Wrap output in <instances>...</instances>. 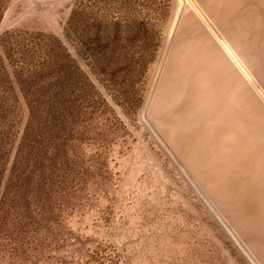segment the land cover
I'll list each match as a JSON object with an SVG mask.
<instances>
[{"label": "rangeland", "instance_id": "1", "mask_svg": "<svg viewBox=\"0 0 264 264\" xmlns=\"http://www.w3.org/2000/svg\"><path fill=\"white\" fill-rule=\"evenodd\" d=\"M81 1L0 0V264H264V0Z\"/></svg>", "mask_w": 264, "mask_h": 264}, {"label": "trees", "instance_id": "2", "mask_svg": "<svg viewBox=\"0 0 264 264\" xmlns=\"http://www.w3.org/2000/svg\"><path fill=\"white\" fill-rule=\"evenodd\" d=\"M170 0H82L74 8L70 18L97 10L103 16L104 25L96 27L95 32L107 34H122L136 30L139 34H145L147 30L156 27L161 19L167 15ZM108 6V8H106ZM72 19V22H71ZM92 29L88 28V31ZM94 30V28H93ZM156 34V33H155ZM156 36V35H154ZM152 54V53H151ZM104 257L101 252L96 251L91 256V261L84 264L98 262ZM112 264V263H108Z\"/></svg>", "mask_w": 264, "mask_h": 264}, {"label": "bare ground", "instance_id": "3", "mask_svg": "<svg viewBox=\"0 0 264 264\" xmlns=\"http://www.w3.org/2000/svg\"><path fill=\"white\" fill-rule=\"evenodd\" d=\"M181 16V15H180ZM166 50V49H165Z\"/></svg>", "mask_w": 264, "mask_h": 264}]
</instances>
